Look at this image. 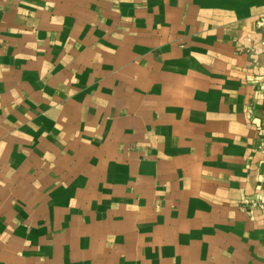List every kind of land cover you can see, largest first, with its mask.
I'll return each instance as SVG.
<instances>
[{"label": "crops", "instance_id": "0c3cea01", "mask_svg": "<svg viewBox=\"0 0 264 264\" xmlns=\"http://www.w3.org/2000/svg\"><path fill=\"white\" fill-rule=\"evenodd\" d=\"M0 264H264V0H0Z\"/></svg>", "mask_w": 264, "mask_h": 264}, {"label": "built area", "instance_id": "2783aa9c", "mask_svg": "<svg viewBox=\"0 0 264 264\" xmlns=\"http://www.w3.org/2000/svg\"><path fill=\"white\" fill-rule=\"evenodd\" d=\"M260 134V133H259Z\"/></svg>", "mask_w": 264, "mask_h": 264}]
</instances>
